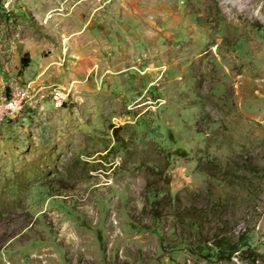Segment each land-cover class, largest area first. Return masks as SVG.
Here are the masks:
<instances>
[{
	"label": "rangeland",
	"instance_id": "1",
	"mask_svg": "<svg viewBox=\"0 0 264 264\" xmlns=\"http://www.w3.org/2000/svg\"><path fill=\"white\" fill-rule=\"evenodd\" d=\"M0 264H264V0H0Z\"/></svg>",
	"mask_w": 264,
	"mask_h": 264
},
{
	"label": "built area",
	"instance_id": "2",
	"mask_svg": "<svg viewBox=\"0 0 264 264\" xmlns=\"http://www.w3.org/2000/svg\"><path fill=\"white\" fill-rule=\"evenodd\" d=\"M64 100V92L54 87L15 85L0 95V126L22 114L37 111L45 102L53 108H59Z\"/></svg>",
	"mask_w": 264,
	"mask_h": 264
}]
</instances>
